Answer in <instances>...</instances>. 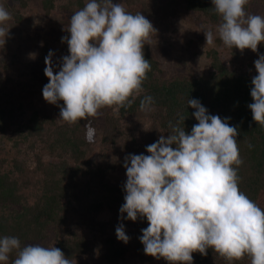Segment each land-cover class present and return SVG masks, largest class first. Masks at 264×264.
Listing matches in <instances>:
<instances>
[{"label":"trees","instance_id":"trees-1","mask_svg":"<svg viewBox=\"0 0 264 264\" xmlns=\"http://www.w3.org/2000/svg\"><path fill=\"white\" fill-rule=\"evenodd\" d=\"M255 1L264 5V0H249L248 13L250 2ZM41 3L44 14H52L56 5L74 13L86 5V0ZM122 4L132 14L141 12L155 29L159 22L165 23L185 10L198 11L217 26L222 22L212 0H123ZM0 5L12 16L6 25L9 37L0 47V238L17 237L21 247H58L72 264H169L144 253L140 237L142 229L148 227L146 218L133 222L124 213L121 219L119 210L125 202L127 180L123 165L129 154L148 155V145L170 134V122L176 125L179 121L180 127L191 132L198 121L188 99L199 100L209 114L229 118L230 126L237 127L243 160L238 169L239 188L264 209V127L253 121L248 107L253 103L251 81L256 71L243 69L235 62L228 66L215 49H210L208 72L167 78L160 75V63L146 44L144 56L151 70L143 82L144 91L131 106L101 109L105 122L96 130L99 143L116 145L121 155L104 160L95 140L90 143L85 139L84 125L88 121L69 126L60 119V107L49 119L46 113L26 104L34 92L44 87L33 77L28 64L19 59L18 49L23 42L19 24L29 0H0ZM145 96L154 98V111H141L140 102ZM114 108L116 114L112 113ZM89 119L94 127L95 122ZM112 170L124 174L118 185L107 180ZM121 223L130 238L127 244L116 237ZM192 255L193 264H229L212 249L206 256L199 252ZM16 256L15 251L11 253L8 264ZM232 264H250V258Z\"/></svg>","mask_w":264,"mask_h":264},{"label":"clouds","instance_id":"clouds-1","mask_svg":"<svg viewBox=\"0 0 264 264\" xmlns=\"http://www.w3.org/2000/svg\"><path fill=\"white\" fill-rule=\"evenodd\" d=\"M222 22L219 39L229 48L258 52L264 43V16L249 14V0H212ZM11 14L0 5V47L9 37ZM206 45L216 37L202 30ZM62 42L69 55L63 56L58 70L54 53L45 57L44 74L48 83L42 95L49 104L60 107V119L72 126L88 121L85 139L94 142L96 128L89 119L98 117L104 107L124 108L144 91L143 82L151 70L144 46L157 30L141 13L132 14L113 0H88L70 17ZM34 55V54H30ZM248 107L252 119L264 127V54L254 61ZM62 101L61 106L59 102ZM155 101L145 96L141 111H154ZM197 124L190 133L169 123L171 132L147 146L148 155L125 157L127 180L121 219L135 222L146 218L142 229L144 253L169 264H193V252L206 256L212 249L232 264L250 258V264H264V209L239 188L238 169L243 160L238 146V129L229 118L211 115L197 99H188ZM184 121V118L181 117ZM251 148V144H249ZM119 241L128 243L123 223L116 228ZM72 264L55 246L28 244L21 247L17 237L0 238V264Z\"/></svg>","mask_w":264,"mask_h":264},{"label":"rangeland","instance_id":"rangeland-1","mask_svg":"<svg viewBox=\"0 0 264 264\" xmlns=\"http://www.w3.org/2000/svg\"><path fill=\"white\" fill-rule=\"evenodd\" d=\"M122 1L113 0L114 3H122ZM87 2L88 0H86ZM43 12L41 0H29V5L19 24V32L23 36V42L18 51L20 52L19 59L28 64L33 77L45 86L49 82L44 74L45 57L50 50L54 53L53 64L56 66L54 68L56 71L62 57L69 55L68 45L66 42H62V37H70L67 28L70 17L75 12L70 13V11L59 8L57 5L51 12L52 14H44ZM249 14L264 16V5L257 3V1L250 2ZM217 28V25L210 23L208 18L198 11L185 10L178 17L169 18L165 23L159 22L156 26V34L152 35L150 46L153 56L160 63L162 70L160 75L167 78H188L208 72L211 67L210 49H215L220 60L228 66H232L235 62L243 69L256 71L254 61L258 59V54H264V43L258 45V52H253L250 49L241 52L239 49L226 47L219 39ZM204 29L213 31L216 37L214 45H206L205 35L202 31ZM43 53L45 54L43 55ZM32 98L26 104L32 106V109H39V111L46 113L49 119L52 118L50 115L54 116L59 111L58 106L49 104L44 100L42 90L34 92ZM99 111L100 115L92 118L96 130H100L105 122L104 112H101V109ZM112 113H117L116 108L112 109ZM99 138L98 133H96L95 147L103 153L104 160L111 157H121L119 151L116 150V145H112V143L107 144V147L101 145ZM0 144L3 142L1 141ZM123 178L122 172L112 170L107 180L118 185L120 179Z\"/></svg>","mask_w":264,"mask_h":264}]
</instances>
